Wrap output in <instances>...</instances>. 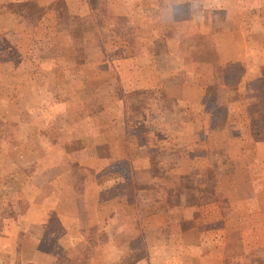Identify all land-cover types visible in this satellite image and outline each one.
Instances as JSON below:
<instances>
[{
  "label": "crops",
  "instance_id": "0c3cea01",
  "mask_svg": "<svg viewBox=\"0 0 264 264\" xmlns=\"http://www.w3.org/2000/svg\"><path fill=\"white\" fill-rule=\"evenodd\" d=\"M32 2L43 8L33 22ZM97 7L119 56L97 41L73 64L76 22L92 23ZM0 12V37L29 59L23 70L55 73L53 90L47 75L27 81L34 100L16 116L48 123L40 102L49 93L46 110L59 119L70 100L78 107L58 127L66 137L57 144L49 125L16 137L21 119L0 138V212L10 192L28 196L21 209L11 201V215L0 214V264H264V0H0ZM185 45L187 57L164 70L159 56H179ZM43 57L49 66L39 65ZM124 66L135 69L133 81L101 82L118 95L100 100L99 88L88 91L84 70ZM129 86L140 100L133 111ZM107 101L117 112L94 126ZM31 140L42 154L61 152L42 162L49 164L41 174L32 173L41 158H24ZM239 181L249 188L240 191Z\"/></svg>",
  "mask_w": 264,
  "mask_h": 264
},
{
  "label": "rangeland",
  "instance_id": "374dc122",
  "mask_svg": "<svg viewBox=\"0 0 264 264\" xmlns=\"http://www.w3.org/2000/svg\"><path fill=\"white\" fill-rule=\"evenodd\" d=\"M92 2H96V0H92ZM60 3V2H58ZM56 5V3H55ZM62 5V4H61ZM31 6L34 10L33 13H31V18H32V22L35 21L37 14H39L40 9L42 6L36 5L33 2L29 5ZM22 7V6H20ZM61 7V6H60ZM18 5H14L13 9H18ZM99 7H97V9H95L96 13H97V17L94 15L95 12L93 13V16L95 17L94 21H91L92 23H79L76 22V27H75V35H76V47H77V54H76V58L75 60L72 62L73 64H77L79 63L81 60H83L84 58H87L88 54L90 53V51L96 47V43L97 41L100 42V44L104 43V45H102L104 48H107L111 51V53L109 54L111 57L113 58H117L119 55L118 53V49L119 46H116L119 43L118 39H114V31L112 33V31H108L106 32V30H112V28L105 26V29L102 30V28H100L99 26H102L101 22V17L100 16V12L102 11L100 9H98ZM179 10V9H178ZM28 11V9H27ZM1 13V12H0ZM21 14L23 15L24 13L21 12ZM180 15H182L180 13ZM92 18V15H91ZM22 19V18H21ZM90 20V19H89ZM97 20H99V23L97 22ZM134 15L131 16V20H129L128 22L132 21L134 23ZM29 21V20H28ZM118 24V28L120 26L119 31L121 30V34L123 36L124 39L127 40L128 42V46L133 48L135 46V42L134 40L130 41V38L134 37L133 34V30L130 28V26H128V24L124 23V18L120 17L119 21H117ZM132 23H130L131 25ZM122 27V28H121ZM92 31L94 32V35L92 33ZM118 32V31H117ZM116 32V33H117ZM111 36V37H107ZM81 37V38H80ZM99 39V40H98ZM114 39V40H113ZM192 40V37H191ZM115 41V42H114ZM113 42L116 44L114 46ZM18 43H22V41H18ZM160 47L162 49L163 48V41H160L159 43ZM8 43L6 41V38H2L0 37V138L2 136H8L9 134H11L12 130L17 127H14V124L18 123V120H22V124L19 127V129L17 130V132H15L16 137H19L20 139L24 140L28 137V135L30 134V130L33 127H38L39 125H41L42 127H47L48 125L50 126L48 128V131H46L48 134H50V138H52V140L56 141V144L58 142H61L62 139L61 137L65 136V135H61L58 134V127H62V125H67L68 123H71V121L76 119V115H78V107L74 106L73 103L69 102L68 105V109L69 112H67L66 116L68 115L67 118L64 119H59L58 116V112L54 111V112H50L46 109H49L48 107H50L51 105L54 104L53 101V97L49 94L46 95V98L43 99L40 102L42 111H43V115L45 117V119L48 121V123H46V121L44 119L43 122L40 123L38 117L35 115V113H28L26 112V114L24 116H21L20 118H18L16 116V112L17 109L20 108V110H26L28 108L31 107V103L32 100H34V97H29V95L27 94V85L29 80H33V79H41L43 77H45V75H47L44 72H38L35 71L34 69H29V70H23V69H28L27 68V63L29 62V59H23V56L18 52L17 46L18 44L15 42L10 44V46H8ZM172 47V51H176V48L174 46ZM9 49V52L7 53L6 51ZM187 45H185V49L184 51L179 54V56L177 55H171L169 57H166L165 55L161 54L158 58V61L160 60L161 62V67L164 68V70L166 69L167 65H174L176 64V62L184 60V58L187 57ZM21 55V57L19 58V56ZM132 57L135 56L134 54H131ZM108 60H110L108 58ZM112 62V59L111 61ZM113 63L115 64L116 61L113 59ZM133 64L134 62H129V64ZM42 66H49L48 62L46 61L45 57L40 59V63L39 65ZM119 67V66H118ZM135 69H130L129 67H122V69H111V73L110 74H104L106 72L105 69H101V70H93V71H89V70H84V74L83 77L86 79H88V81H91L89 84H86V87L88 88V91L90 92L93 89V92L96 90L97 88H99V99L102 100L104 99V97L106 96V98L114 95H118V87L117 86H110L108 88H105L102 85V79H110L111 81H114L115 77H119L123 78L126 81H133L135 78ZM96 71H98V73L96 74ZM119 71L121 72V75H119ZM163 72V71H162ZM164 74V72L162 73ZM54 75H47L46 79L43 81H48V88L50 89H54L56 87L55 85V79L53 78ZM63 77L62 76H58V79L61 80ZM100 79V80H99ZM58 81V80H57ZM56 81V83H58ZM31 85V84H30ZM131 85V83H130ZM107 87V86H106ZM131 86H129L128 88L124 89V95L125 97L127 96V98L130 100V106L128 108V110H135L136 108H138V99L137 96L135 97V94L132 90V88H130ZM29 98V99H28ZM60 98V97H59ZM57 99V98H56ZM55 99V100H56ZM58 100V99H57ZM110 102V101H109ZM95 106L99 105L100 102L96 101V103H94ZM106 104V113L101 114L97 119L94 120V126L97 125H104L106 123H108L109 117H112V115H114L115 112H117L116 110V106L114 105L113 102L108 103V101L105 103ZM140 104V103H139ZM66 106V104H65ZM131 108V109H130ZM67 109V110H68ZM60 111V110H58ZM108 112V113H107ZM110 113V114H109ZM104 115V116H103ZM110 115V116H109ZM60 116V115H59ZM65 116V117H66ZM50 117V119H49ZM62 118V117H61ZM75 118V119H73ZM53 121V124L51 125V122ZM48 136V135H47ZM66 137V136H65ZM192 138V136H191ZM46 135L42 134V141H44V143H48L49 141H46ZM51 143V142H50ZM31 147L33 152L32 153H25L24 158H33V156L35 155L38 158H41L37 164H36V168H34V171L32 173L38 174V173H42V169L44 167H48L45 165H48L50 162H56V159H58L60 156L59 154L61 152L57 151L55 152L54 150H52L51 152L47 153V154H42V151L39 149L40 147L34 143V141L31 140ZM17 153V152H15ZM70 153V152H69ZM18 154V153H17ZM71 154V153H70ZM171 154V153H170ZM178 152L175 151V158L178 157ZM155 155V153H154ZM224 153L221 154V158L224 159ZM17 156V155H15ZM61 156H64L63 153ZM164 157L166 160H170L172 159L171 155L164 154ZM214 157V155H213ZM3 158L2 153H0V167L1 169H3L4 165H2V161L1 159ZM29 158V159H30ZM49 161L48 164H42L43 161ZM22 165V161L20 162ZM6 168V167H4ZM53 168V167H52ZM60 171V168H56L55 170L52 169L49 172V175L52 173V175L54 174V172L56 171ZM36 186L38 184H40V181L38 180V178L36 177L34 179ZM34 183V182H33ZM42 183V182H41ZM34 184V185H35ZM232 183L230 182H224L223 183V188L227 189L228 187H231ZM237 185V188L240 189V191H246L249 186L248 183L244 182V181H239L238 183L235 184V186ZM125 188H128V192L129 187L126 186ZM117 193V191H116ZM115 192H111V194H116ZM7 195V194H6ZM109 195V193H108ZM117 195V194H116ZM15 197V198H14ZM108 197V196H107ZM6 201L2 202L3 205L1 206V215H11L10 214V210H9V206L10 202H13V205L18 209H21L23 207L22 204H26L27 203V198L28 196L22 198L20 195L16 196L14 195L12 192H10V194H8V196H6ZM19 199V200H18ZM18 200L17 203H15ZM97 207V204H96ZM9 210V211H8ZM1 218V216H0ZM34 232V231H33Z\"/></svg>",
  "mask_w": 264,
  "mask_h": 264
}]
</instances>
